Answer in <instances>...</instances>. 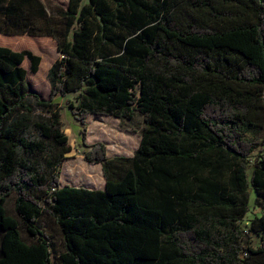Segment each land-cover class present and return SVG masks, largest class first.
<instances>
[{
    "label": "trees",
    "instance_id": "16d2710c",
    "mask_svg": "<svg viewBox=\"0 0 264 264\" xmlns=\"http://www.w3.org/2000/svg\"><path fill=\"white\" fill-rule=\"evenodd\" d=\"M0 35L59 53L43 100L0 46V264H264V0H0ZM64 109L143 117L132 157L82 136L103 191L60 184Z\"/></svg>",
    "mask_w": 264,
    "mask_h": 264
},
{
    "label": "rangeland",
    "instance_id": "374dc122",
    "mask_svg": "<svg viewBox=\"0 0 264 264\" xmlns=\"http://www.w3.org/2000/svg\"><path fill=\"white\" fill-rule=\"evenodd\" d=\"M50 8H65L68 0H42ZM86 1V0H84ZM0 46L8 47L13 51H30L34 56L40 58L37 73L31 72V62L28 59L22 64L26 70V81L29 84L31 91L38 94L41 99L48 100L50 97V84L47 78L48 71L51 65L59 58V53L54 40L50 38H30V37H9L0 35ZM69 99L73 100V97ZM56 102L65 105L66 99H57ZM62 120L64 123V131L70 139L72 151L66 156V160L61 167L60 178L61 182L72 186L70 180L79 182L80 186L87 187L88 184L102 189L103 182L100 175L98 165H91L83 160L82 155V136L86 145L102 143L106 147L107 157L114 158L119 156H133L140 144V133L143 128V117L136 114L131 121H121L112 117L104 116H88L86 126L81 129L74 121L73 117L67 109L62 111ZM81 132L84 134L82 135ZM252 165V160L250 161ZM94 168V169H92ZM100 180V183H99ZM73 182V181H72ZM6 210L12 216L14 214V197L9 198L6 204ZM264 213L257 208L254 192L251 193L249 212L246 215L242 225H249L251 221L262 216ZM47 224L48 232L54 238L55 248L59 250L61 244L59 235L54 231L55 226L49 218L43 219ZM26 239V235L23 234ZM251 242L254 246L260 243V239L252 236Z\"/></svg>",
    "mask_w": 264,
    "mask_h": 264
},
{
    "label": "crops",
    "instance_id": "0c3cea01",
    "mask_svg": "<svg viewBox=\"0 0 264 264\" xmlns=\"http://www.w3.org/2000/svg\"><path fill=\"white\" fill-rule=\"evenodd\" d=\"M89 116H92V115H89ZM120 157V156H119ZM122 157H127V156H122ZM128 157H132V156H128ZM90 164V163H89ZM91 165H98L99 166V169H100V175L102 176V179H103V182H101L100 183V180H99V183H100V186H102L103 185V188L102 189H98V188H96L95 186H93V185H90V184H88L87 185V187H84V188H87V189H89V190H101V191H103L104 189H105V180H104V178H103V174H102V167H101V165L100 164H91ZM92 169H94V168H92ZM61 178H60V184L63 186V185H66V184H64L63 182H61ZM73 181V182H72ZM75 180L73 179V180H70L69 182H71L73 185H72V187H83V186H80L81 184H79V182H74Z\"/></svg>",
    "mask_w": 264,
    "mask_h": 264
}]
</instances>
